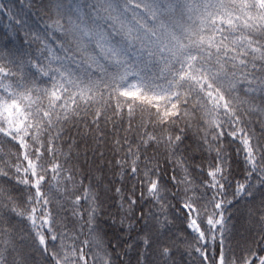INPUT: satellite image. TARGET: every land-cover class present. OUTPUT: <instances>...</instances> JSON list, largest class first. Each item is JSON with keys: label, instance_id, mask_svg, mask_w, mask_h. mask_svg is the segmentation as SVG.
Instances as JSON below:
<instances>
[{"label": "snow or ice", "instance_id": "obj_1", "mask_svg": "<svg viewBox=\"0 0 264 264\" xmlns=\"http://www.w3.org/2000/svg\"><path fill=\"white\" fill-rule=\"evenodd\" d=\"M0 21V264H264V0Z\"/></svg>", "mask_w": 264, "mask_h": 264}, {"label": "trees", "instance_id": "obj_2", "mask_svg": "<svg viewBox=\"0 0 264 264\" xmlns=\"http://www.w3.org/2000/svg\"><path fill=\"white\" fill-rule=\"evenodd\" d=\"M6 21H0V29H2V27H3V23H5ZM242 211H243V209H242Z\"/></svg>", "mask_w": 264, "mask_h": 264}]
</instances>
